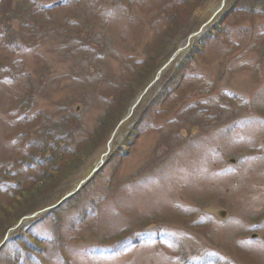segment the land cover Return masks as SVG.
<instances>
[{
	"label": "rangeland",
	"instance_id": "rangeland-1",
	"mask_svg": "<svg viewBox=\"0 0 264 264\" xmlns=\"http://www.w3.org/2000/svg\"><path fill=\"white\" fill-rule=\"evenodd\" d=\"M214 1L4 0L1 24L10 19L32 46L15 53L0 48V63L10 73L6 61L15 64L20 74L15 82L0 77L1 152L23 151L44 180L56 166L48 182L53 186L41 194L48 206L87 169L101 168L81 199L40 224L41 233L14 220L26 200L7 208L0 200V242L8 231V242L53 237L59 221L57 241L42 244L37 264H167L176 257L163 241L129 250L117 245L121 228L135 237L162 225L197 264H264V7L258 0H227L203 37L192 40L187 49L193 53L183 51L121 123L168 61L180 27L196 30L212 16ZM24 23L35 30L22 28ZM27 101L30 115L22 125L29 140L21 148L14 141L22 130L15 118ZM53 124L60 135L47 132ZM215 167L224 170L220 179L200 177ZM68 172L71 183L61 182ZM41 189L33 188L36 198ZM93 191H102V198L92 205ZM62 212L77 213L78 223ZM200 217L210 222L197 225ZM14 245L2 248L0 261ZM100 248L107 257H87ZM74 253L80 254L76 260Z\"/></svg>",
	"mask_w": 264,
	"mask_h": 264
},
{
	"label": "trees",
	"instance_id": "trees-1",
	"mask_svg": "<svg viewBox=\"0 0 264 264\" xmlns=\"http://www.w3.org/2000/svg\"><path fill=\"white\" fill-rule=\"evenodd\" d=\"M198 1L199 2L198 3H195V5L202 4V2H204V0H198ZM3 2H4V0H1V3H3ZM214 2H216V0ZM220 2H221V0H217V2L213 4L212 11H215V9L220 4ZM255 2H257V0H255ZM258 2H259L260 5H262L264 7V4L261 2V0H258ZM14 25L15 24L13 22L12 23L10 22V19H4L3 24H1V18H0V36H1L0 37V48H3L2 45L5 42L8 41L10 44H13V46L11 47V49H12V52L15 53V52H18V51L22 50L23 46H27V45H31V44L26 43V42H29V41H26V40H24V39H22V38L19 37L20 36V33L17 32V31H15ZM24 27H29L30 32H31V29L33 31L35 30L34 26L32 24H30V23H24L22 25V28H24ZM194 27L195 26H188L187 24L182 25L180 27V29H184V30L181 31L182 32V36H181L180 41L184 37H186L187 35H189L190 33L196 31L200 26L196 30H195ZM200 37L202 38L203 35L200 36ZM200 37H197V39H201ZM161 38L163 39V36H161ZM162 39H160V41ZM3 41H4V43H3ZM160 41H159V44L161 43ZM180 41L179 42H175L173 44L174 46L168 47L169 50L171 49L170 51H168L166 53L168 55V57L176 50L177 46H179L178 44L180 43ZM196 47H197V49H200L201 48V46L199 44H197ZM186 53H193V51H190V50L186 49L183 54H186ZM12 57L13 56H12V53H11V54H9L8 59H10ZM3 64H5V62H1L0 63V65H3ZM6 65L8 67H12V68H16L17 67L15 64L13 65L10 62L8 63L7 61H6ZM192 83H195V82L192 81ZM31 91H32V88H30V92ZM122 93L123 92L115 93V96H116V94L121 95ZM10 98H11L10 101L13 100L12 101L13 103H16L17 102V100H14L16 98L15 96L12 95ZM31 98H32V95H31ZM27 102H28V104L26 106V109L30 108V106L32 105V103H29V101H27ZM26 109L25 110L22 109V112L23 113H26ZM29 115H30V112H28V116ZM121 117L122 116H120L117 119H121ZM191 117H193V116L191 115ZM24 132L28 135L29 129L25 130ZM47 132H49L51 135L52 134L53 135H56L57 133H58V135H60L61 132H62V129H61V127L59 125L53 124L51 127H49V131H47ZM99 132L102 133L101 130ZM28 138H29V135L27 136V139ZM58 154L59 153H57V156H58ZM24 160L27 163L28 162H31V158H28L26 156H24ZM57 171H58L57 168H55V170H52L51 171V178H47L46 180H44V177H42V175L39 178H37L36 180H33L32 176H29L28 175L27 177H24L23 178V176L21 174V178L22 179L21 180H18L17 179L15 191L13 192V194H9V196L8 195H5V196L3 195L2 198H0L1 201H6V203H7V204H4L3 205V208H7V207L11 206L12 203L24 202L26 200L27 202L25 203V205L23 207L17 208L19 210V212H17V213L14 214V218H15L14 220H17L18 221L24 215L29 214V213H33V212H35V211H37V210L45 207L46 206V203L44 201L46 199H43L42 201H40V199L42 198L41 197V194H43L45 191H46L45 192V195L48 194L47 190L53 186V183H48V182H50L51 180H54L55 179V173ZM89 171H90V169H87L86 172H89ZM1 172H2V170H0V173ZM68 174H69V172L66 174L65 178H63V180L61 182H66L67 180L69 181V175ZM71 181H72V178H71V180L67 184H70ZM35 186H40L42 188L41 189V192L39 193V195H38L37 198H36V194L37 193L32 192V190H33V188ZM43 197H47L48 198V196H43ZM36 203H37V205H36ZM34 204H35V207L32 208V206ZM38 206H41V207L36 208ZM21 209H23V210H21ZM1 210L3 211L2 208H1ZM1 210H0V212H1ZM8 226H10V224ZM22 227H26V228L28 227V225L26 224V222L24 223V225H22ZM19 240H21V241L24 242L23 238H19Z\"/></svg>",
	"mask_w": 264,
	"mask_h": 264
},
{
	"label": "water",
	"instance_id": "water-1",
	"mask_svg": "<svg viewBox=\"0 0 264 264\" xmlns=\"http://www.w3.org/2000/svg\"><path fill=\"white\" fill-rule=\"evenodd\" d=\"M225 2H226V0H223V2L221 3V5L219 6V8L217 9V11H216V13L214 14V16L213 17H215V15L217 14V13H219V11L224 7V5H225ZM213 17L211 18V20L213 19ZM210 20V21H211ZM209 21V22H210ZM209 22H207V23H205L204 25H202V27L197 31V32H195V33H193V34H191V35H189L187 38H186V41L180 46V48L176 51V52H174L173 53V55L169 58V60L166 62V64L162 67V68H160L159 69V71H158V73H157V75H156V77H155V79L145 88V90L140 94V96H139V98L137 99V101L134 103V104H132V106H131V110H133L134 109V107L138 104V102L141 100V98L146 94V92L159 80V78L161 77V75H162V73L164 72V70L174 61V59L176 58V56L179 54V52H180V50H182L185 46H187L188 44H189V42L191 41V39L194 37V36H196V35H198V34H201L204 30H205V28H206V26H207V24L209 23ZM131 115V112L128 114V116L127 117H129Z\"/></svg>",
	"mask_w": 264,
	"mask_h": 264
}]
</instances>
